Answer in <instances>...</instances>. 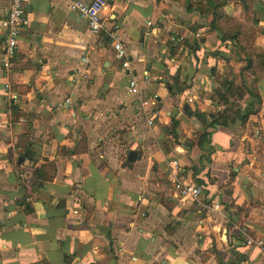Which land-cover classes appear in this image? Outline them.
<instances>
[{"label": "crops", "instance_id": "obj_1", "mask_svg": "<svg viewBox=\"0 0 264 264\" xmlns=\"http://www.w3.org/2000/svg\"><path fill=\"white\" fill-rule=\"evenodd\" d=\"M24 5L7 75L0 27V264H263L245 238H264V0H110L98 34L68 0ZM113 36L159 94L151 124Z\"/></svg>", "mask_w": 264, "mask_h": 264}, {"label": "built area", "instance_id": "obj_2", "mask_svg": "<svg viewBox=\"0 0 264 264\" xmlns=\"http://www.w3.org/2000/svg\"><path fill=\"white\" fill-rule=\"evenodd\" d=\"M9 3L5 17L0 21V27L4 35V43L1 55V64L5 74H9L11 70V59L16 52L18 46V38L22 29L28 25L29 17L25 10L26 0H7ZM110 0H68V6L71 10L77 12L81 17L85 18L90 31L94 34L100 33L105 28V21L101 15L104 7L107 6ZM148 24L151 21H147ZM196 35H201V31H197ZM112 46L116 57L119 59L121 67L129 75L127 93L136 95L139 108L142 110L144 117L149 124L153 123L154 119L159 114L160 97L156 91L149 93L141 91L139 82L131 65V61L126 51L125 46L118 36H113ZM86 76V75H84ZM143 79L147 77L142 75ZM9 87V82L5 83ZM192 98H189L191 101ZM66 101H69L66 98ZM182 167L176 158L169 163L168 176L172 181L173 190L182 200L196 201L201 193V185L193 180L185 179L182 174ZM221 204L213 202L212 208L219 209ZM245 243L256 245L261 250V258L264 264V238L247 236Z\"/></svg>", "mask_w": 264, "mask_h": 264}, {"label": "trees", "instance_id": "obj_3", "mask_svg": "<svg viewBox=\"0 0 264 264\" xmlns=\"http://www.w3.org/2000/svg\"><path fill=\"white\" fill-rule=\"evenodd\" d=\"M218 4L214 3V2H210L208 1L207 3H203V2H198L196 7L198 9V11L202 14H206L209 12H215L216 8L218 6L221 5V2H217ZM257 57L259 59L260 62H262L264 64V50L262 49H257V48H249V53H248V59L249 61H251V57ZM229 89L226 91H216V95L218 96L219 99H221L224 103H227L228 100V93H229ZM231 109V108H230ZM228 113V112H227ZM237 114V113H236ZM228 114H226L225 112L220 113L218 115L217 118H215V120H218L219 118H222L220 120V122L224 123V120L227 118ZM247 116V114H243L241 115V119H245Z\"/></svg>", "mask_w": 264, "mask_h": 264}, {"label": "water", "instance_id": "obj_4", "mask_svg": "<svg viewBox=\"0 0 264 264\" xmlns=\"http://www.w3.org/2000/svg\"><path fill=\"white\" fill-rule=\"evenodd\" d=\"M134 156H135V151H134V150H130V151H129V154H128V157H129L130 159H133Z\"/></svg>", "mask_w": 264, "mask_h": 264}, {"label": "rangeland", "instance_id": "obj_5", "mask_svg": "<svg viewBox=\"0 0 264 264\" xmlns=\"http://www.w3.org/2000/svg\"><path fill=\"white\" fill-rule=\"evenodd\" d=\"M247 31H250V27H246ZM252 29V28H251Z\"/></svg>", "mask_w": 264, "mask_h": 264}]
</instances>
